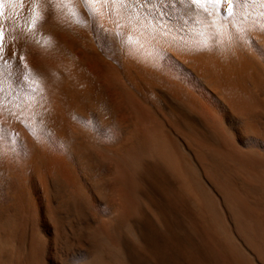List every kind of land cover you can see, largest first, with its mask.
Returning a JSON list of instances; mask_svg holds the SVG:
<instances>
[{"label": "bare ground", "instance_id": "1", "mask_svg": "<svg viewBox=\"0 0 264 264\" xmlns=\"http://www.w3.org/2000/svg\"><path fill=\"white\" fill-rule=\"evenodd\" d=\"M89 2L0 0V264H264V0Z\"/></svg>", "mask_w": 264, "mask_h": 264}, {"label": "snow or ice", "instance_id": "2", "mask_svg": "<svg viewBox=\"0 0 264 264\" xmlns=\"http://www.w3.org/2000/svg\"><path fill=\"white\" fill-rule=\"evenodd\" d=\"M94 2H100V0H94ZM104 2H109V0H104ZM110 2L112 3H122L123 0H110ZM192 2L194 4H196L197 6H200L202 3H210V4H219L222 2V0H192ZM231 4L230 3H226V7L227 8H231ZM85 7L89 10V12H93L94 9H93V6H92V3L89 2V0H85ZM3 39V32L0 31V41H2Z\"/></svg>", "mask_w": 264, "mask_h": 264}]
</instances>
